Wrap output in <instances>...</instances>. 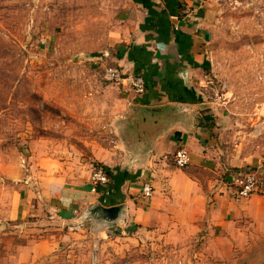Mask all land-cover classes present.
Segmentation results:
<instances>
[{
	"label": "rangeland",
	"instance_id": "obj_1",
	"mask_svg": "<svg viewBox=\"0 0 264 264\" xmlns=\"http://www.w3.org/2000/svg\"><path fill=\"white\" fill-rule=\"evenodd\" d=\"M211 2L209 99L225 101L237 160L260 161L264 0ZM119 4L0 0V264H264V224L226 229L230 244L222 247L209 232L183 226L166 234L114 232L100 241L90 226H81L85 219L64 226L44 212L15 216L16 203L20 210L27 204L32 181L43 180L36 172L65 182L85 179L97 163L95 148L112 143L110 129L123 120L122 92L104 80L107 63L100 55ZM41 239L54 250L33 259L34 250L25 247Z\"/></svg>",
	"mask_w": 264,
	"mask_h": 264
},
{
	"label": "crops",
	"instance_id": "obj_2",
	"mask_svg": "<svg viewBox=\"0 0 264 264\" xmlns=\"http://www.w3.org/2000/svg\"><path fill=\"white\" fill-rule=\"evenodd\" d=\"M215 14L211 1L120 0L100 60L125 75H140L145 93L136 97L128 83L114 84L122 92L123 120L110 129L111 145L94 150L95 162L110 170V182L92 194L88 178L92 173L65 182L63 176L36 172L43 180L32 181L25 191L27 204L20 210L16 203L15 216L44 212L64 226L85 219L87 225L81 226H90L100 241L114 232L166 234L183 226L209 232L214 238L208 240L222 247L230 244L226 229L264 224V158L237 160L236 131L225 114V101L209 99ZM135 125L143 129L135 130ZM227 140H234L233 145ZM180 150L190 157L184 169L173 162ZM248 167L257 173L258 186L248 199L239 200L230 178ZM145 182L154 190L150 200L140 196ZM96 207L121 211L115 222L108 223L94 213L89 216ZM54 246L41 239L25 248L34 250L31 257L38 259Z\"/></svg>",
	"mask_w": 264,
	"mask_h": 264
},
{
	"label": "built area",
	"instance_id": "obj_3",
	"mask_svg": "<svg viewBox=\"0 0 264 264\" xmlns=\"http://www.w3.org/2000/svg\"><path fill=\"white\" fill-rule=\"evenodd\" d=\"M214 0H197L199 4ZM104 80L113 84L128 83L130 91L136 96H142L145 93V83L140 75L128 74L125 75L121 70L115 67H106L104 69ZM174 165L178 169L186 168L190 163L189 154L180 150L176 152ZM110 182L109 177L99 168L94 170L89 178L90 192L96 194L99 188L106 187ZM258 178L254 171L243 172L233 175L230 178V187L233 189L234 196L239 200L248 199L257 189ZM154 190L149 182H145L140 187V196L144 200H150L153 197Z\"/></svg>",
	"mask_w": 264,
	"mask_h": 264
},
{
	"label": "water",
	"instance_id": "obj_4",
	"mask_svg": "<svg viewBox=\"0 0 264 264\" xmlns=\"http://www.w3.org/2000/svg\"><path fill=\"white\" fill-rule=\"evenodd\" d=\"M136 111L138 110L136 109L135 112ZM141 129H143V127L139 125L138 126L135 125V130L140 131ZM136 139L137 141L141 142L143 138L140 135H138ZM145 145L147 144L145 143ZM120 211H121V208L119 207L108 208V209H105L102 207H96V209L93 212H88V214L90 216L94 213L96 216L101 217L103 221L105 222L107 221L108 223H113V221L115 222L117 220Z\"/></svg>",
	"mask_w": 264,
	"mask_h": 264
},
{
	"label": "trees",
	"instance_id": "obj_5",
	"mask_svg": "<svg viewBox=\"0 0 264 264\" xmlns=\"http://www.w3.org/2000/svg\"><path fill=\"white\" fill-rule=\"evenodd\" d=\"M93 168H94V170H96V169H99V168H101V169H103V171H105V173L107 174V176L109 177V179L111 178V172H110V170L106 167V166H104V165H102V164H95V165H93ZM253 169H251V168H247V170L245 169V171L244 172H249V171H252ZM242 171L241 170H237L236 171V173H241Z\"/></svg>",
	"mask_w": 264,
	"mask_h": 264
}]
</instances>
